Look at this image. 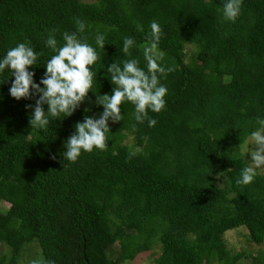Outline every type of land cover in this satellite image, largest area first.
<instances>
[{
    "label": "trees",
    "instance_id": "obj_1",
    "mask_svg": "<svg viewBox=\"0 0 264 264\" xmlns=\"http://www.w3.org/2000/svg\"><path fill=\"white\" fill-rule=\"evenodd\" d=\"M222 6L0 0V56L30 41L41 53L29 69L36 82L55 54L45 46L53 29L58 46L64 32L93 46L97 34L106 37L87 101L48 129L31 130L25 105L34 100L11 98L13 78L0 74V205L8 206L0 207V264H20L30 245L37 260L54 264H126L155 245L153 264H239L247 255L228 251L225 234L244 229L251 243L264 242V171L249 185L236 183L249 165L239 149L264 119V0H243L235 23L223 19ZM153 21L161 28L163 64L172 68L160 79L168 89L165 109L148 114L157 124L137 123L133 105L124 103L123 119L109 122L105 150L62 160L74 125L102 112L96 95L111 94L107 66L137 59L146 70ZM125 37L136 42L131 55L121 51ZM252 259L264 264L262 255Z\"/></svg>",
    "mask_w": 264,
    "mask_h": 264
},
{
    "label": "clouds",
    "instance_id": "obj_2",
    "mask_svg": "<svg viewBox=\"0 0 264 264\" xmlns=\"http://www.w3.org/2000/svg\"><path fill=\"white\" fill-rule=\"evenodd\" d=\"M242 5L243 0H223V19L235 23ZM76 25L78 32H84L83 21L77 19ZM149 28L144 48L146 70L139 66L137 59H127L122 64L112 62L107 66L111 94L96 95V105L102 112L98 114V118L85 115L82 122L74 125L72 134L63 144L64 151L60 154L62 160L75 163L82 153L105 150L110 133L109 122L118 123L123 119L121 105L124 103L133 105L132 115L137 123L142 124L147 120L149 127L157 124V120L150 118L148 114L160 113L165 109L168 89L160 83V79L166 77L172 68H166L163 64L166 54L159 48L160 25L153 21ZM138 29L144 31L143 26H138ZM55 31L53 29L45 40V46L55 54L46 62L39 82L34 79L36 73L29 69L36 67L41 53L31 46L30 41L18 43L0 56V74L7 70L9 77L13 78L9 96L16 101L34 100V103L25 105V110L30 112L28 123L31 130L48 129L51 121L61 120V116L70 117L87 101L88 93L97 79V72L91 66L101 61L100 51L105 48L104 34L96 35L93 46L79 38L76 32H64L63 45L58 46ZM135 43L132 37H125L121 51L131 55L130 50ZM8 80L9 78L6 82ZM88 111L89 109H85L86 113ZM257 125L247 140L250 164L241 170L236 180L238 185L251 184L258 170L264 168V119H258ZM32 264L54 262L39 259Z\"/></svg>",
    "mask_w": 264,
    "mask_h": 264
},
{
    "label": "rangeland",
    "instance_id": "obj_3",
    "mask_svg": "<svg viewBox=\"0 0 264 264\" xmlns=\"http://www.w3.org/2000/svg\"><path fill=\"white\" fill-rule=\"evenodd\" d=\"M85 3H91L92 0H81ZM187 51L190 53L191 49L187 48ZM248 138L244 141V144L239 149V154L245 160H247L250 164V154L248 153V145H247ZM252 146L250 145L249 148ZM264 171V168L259 169L258 172L261 173ZM219 185H222V181L219 180ZM0 207L2 209H6L8 206L7 204H1ZM247 232L244 229L240 230H232L224 235V242L226 249L231 253H244L247 255L246 259H242L239 264H254L253 259L258 255H262L264 257V242L260 245H256L251 243L247 238ZM113 252L118 251V246L113 247ZM38 250L34 248L33 245H30L26 248L24 253L22 254L19 263L20 264H32L34 260H37L38 257L35 255L37 254ZM160 252L159 245H155L152 247V250L148 252H143L138 254L132 261L126 264H153L154 256H156Z\"/></svg>",
    "mask_w": 264,
    "mask_h": 264
}]
</instances>
